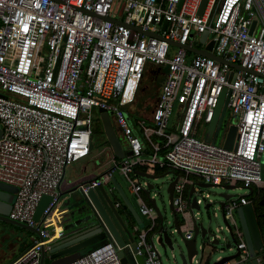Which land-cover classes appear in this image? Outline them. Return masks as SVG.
Listing matches in <instances>:
<instances>
[{
    "label": "built area",
    "instance_id": "1",
    "mask_svg": "<svg viewBox=\"0 0 264 264\" xmlns=\"http://www.w3.org/2000/svg\"><path fill=\"white\" fill-rule=\"evenodd\" d=\"M202 1L0 0V183L17 189L8 218L38 232L9 264H41L66 168L91 153L95 110L110 115L131 155L112 158L101 178L79 188L104 184L115 193L110 182L115 172L129 185L147 221L135 239L143 264L162 262L152 233L158 218L142 197L145 183L135 177V167L177 173V217L189 210L190 178L248 190L263 184L264 0H206L199 14ZM118 3L122 17L113 12ZM182 46L210 47L224 63ZM148 71L164 79L151 111L143 114L135 109ZM223 91L236 127L230 150L197 138L200 126L211 124ZM173 104L178 109L170 126ZM159 143L169 148L163 158ZM144 145L152 150L147 160ZM43 197L50 201L36 222ZM248 203L244 197L229 199L222 208L243 256L237 264L248 253L234 213ZM183 235L192 237L190 231ZM69 264H120V259L106 243Z\"/></svg>",
    "mask_w": 264,
    "mask_h": 264
},
{
    "label": "water",
    "instance_id": "2",
    "mask_svg": "<svg viewBox=\"0 0 264 264\" xmlns=\"http://www.w3.org/2000/svg\"><path fill=\"white\" fill-rule=\"evenodd\" d=\"M205 3L206 0H203L199 14L202 13ZM253 26L254 24L252 25V29ZM145 35L152 36L150 33H145ZM206 38L207 34L205 33L202 35L200 43H203ZM171 44L181 47L176 43ZM210 47L207 51H198L193 48L182 46V48L186 49L189 53H195L217 62L224 63L222 59L215 57L210 52ZM230 67L237 70L240 68L237 65H230ZM229 80H231V75ZM226 102V92L223 91L215 110L213 120L208 127L209 138L205 139L206 142L215 144V134L219 130L224 115L227 112ZM98 114L99 121L102 125L103 132L108 144L110 145L112 153L119 159L123 158L124 156H130V152L125 153L127 148L122 146L116 134L117 130L110 119V115L102 110H98ZM1 136L2 132L0 131V138ZM235 136L236 127L233 124L227 130L226 138L223 144L224 148L228 150L232 149L234 146ZM169 174L174 175L172 172H167L165 174L156 176L146 172L135 171L136 176L147 181L158 180ZM177 180V177H175L169 183L167 187V195L169 210L173 218V229L175 230V233L181 237L180 241L182 245L173 240L171 234L168 233L167 228L164 225L163 216L157 208L155 200L150 198V191L154 189V186L146 182L145 188L143 189V193L146 195L147 201L154 209L159 221V228L155 232V234L158 236L157 242L155 244L156 248L159 246L164 252L170 251L173 260L175 259V252H177L180 264H193L199 253L196 246V240L200 235L202 239L206 237H211L212 239L211 246L213 247V250L205 258H203L205 260V264H232L233 262L240 260L239 257L241 254L239 250L229 256L215 257L217 253L221 254L223 252L222 249L219 251H216L215 249V247L219 244V236L210 234L209 230L205 229L202 222H199V220L194 215V211L200 210V203L195 196L197 192L194 184L190 185V190L188 193V212L190 213V222L185 219L186 225H188V223L191 224V230L193 234L190 240L185 239L184 235L181 233L179 219L173 210V194ZM110 182L115 187L120 200L131 214L136 226L140 229H143V227L147 225V221L140 214L134 197L131 195L129 188L125 185L117 172L114 173ZM207 187H221L226 191L234 190L236 188L235 186L231 185H204V188ZM16 193L17 189L15 187L0 183V221L16 226L29 233L38 235L36 229L16 223L8 218V214L12 205L11 199ZM219 197L222 199V202L219 204V206L223 223L226 226L231 239V243L227 242L224 246V249L231 250V245H234L237 248L238 238L233 234L232 228L229 226L227 220L224 217L222 208L224 203L233 196L228 194H220ZM49 201L50 199L48 197H43L40 201L35 213L36 222H39L42 212ZM61 205H63V207L70 205L72 213L66 220L68 223L61 227L62 229L60 228L54 230L55 226H53V223H50V225L47 227V230L49 231L51 229L53 230V233L49 232L50 238L46 241V248H44L42 251L41 264H69L70 262L77 260L80 254L85 252L88 253L106 243L111 244L115 248L117 256L120 259V264H143V258L135 255V239L137 231L134 233L129 228L128 223L119 213V210L115 208V203L111 199L104 184L93 188L88 187L85 192L79 188V186L74 187L65 194ZM209 208L210 204L205 205L206 211H208ZM234 217L241 234V240H243L245 243L248 253L243 264H264V230L263 228L259 227V220L264 219V213L260 214L256 211L251 203H248L245 206L239 207L235 211ZM52 218L53 217L50 219ZM219 229L221 230V228ZM223 240L226 241V239ZM152 244H154L153 240ZM159 258L161 259L160 253Z\"/></svg>",
    "mask_w": 264,
    "mask_h": 264
},
{
    "label": "rangeland",
    "instance_id": "3",
    "mask_svg": "<svg viewBox=\"0 0 264 264\" xmlns=\"http://www.w3.org/2000/svg\"><path fill=\"white\" fill-rule=\"evenodd\" d=\"M113 12L114 15H116L117 17H122L123 5L119 3L118 5H115ZM162 73L164 75L165 71L163 70ZM163 75L159 76L155 80V77L152 75L151 71H148L146 73L144 81L140 87L141 89H139L137 94L138 105L135 109L136 112L141 111L143 114H148L151 111L158 95V92L160 90L162 81L164 79ZM145 107H148V109L144 110ZM177 109L178 106L176 104H173L172 116L170 117L169 123L170 126H173L175 124V121H173V117ZM94 116L95 119L92 123L93 135L91 141V153L86 159L74 163L66 168L65 177L63 179L64 183H71L72 179H78L79 181L84 182L88 181L90 180L91 176L99 175V172H105V170L111 167V159L113 157L110 155V150L106 143V137L103 132L102 125L99 121L98 110L94 111ZM234 123V119L230 118L229 112L227 111L224 115L219 130L215 134L216 146H222L224 144L223 141L226 137L227 130ZM116 134L122 146L125 147L120 134L118 132ZM197 138L200 140L209 138L208 129L206 128V126H200ZM142 159L147 160L149 159V156L144 155ZM146 168L148 169L147 171L150 174H153L155 172V169L151 166H146ZM261 177L262 183H264V156L261 160ZM174 178V175L169 174L158 180L147 181L140 179V181L141 183L148 182L154 186V189L150 191V198L155 200L156 206L163 216L164 225L167 228L168 233L171 234L173 240H175L178 244L182 245L180 241L181 237L178 236L175 233V230L173 229V218L168 205L167 187ZM194 185L197 192L195 196L200 203V210L194 211V215L199 220V222H202L204 228L209 230L210 234L214 236H219V244L215 247V249L216 251L222 249L223 252L221 254L217 253L215 257H224L234 254L237 251V248L234 245H231V250L224 249V246L227 242L231 243V239L226 229V226L223 223V218L219 206V204L222 202V199L219 197V195H232L233 197L231 199L236 200L240 197L248 195L249 190L239 187V184L234 185L236 186V188L234 190L229 191H226L221 187L204 188V185L207 184L200 181H195ZM127 186L129 185L127 184ZM109 195L114 199H117L119 197L117 192H109ZM207 204H210V208L208 211L205 210V205ZM178 219L180 221L181 233L183 235V232L187 228V225L185 224V219L190 222V213L187 211L184 216L179 215ZM188 226L190 229H192L191 224L188 223ZM17 228L16 226L0 221V264H8L10 260L19 253V250L22 251L25 246L31 244L32 234ZM219 228H221V230ZM132 230L134 232V229ZM223 239H226V241ZM211 241V237H206L204 239H202L200 235L197 237L196 246L198 248L199 253L193 264H205V260L203 258H205L213 250V247L211 246ZM182 249L184 250L183 247ZM157 250L160 253L162 264H180L177 252H175V259L173 260L170 251L164 252L159 246H157ZM240 258H243V256L240 255L239 259Z\"/></svg>",
    "mask_w": 264,
    "mask_h": 264
},
{
    "label": "trees",
    "instance_id": "4",
    "mask_svg": "<svg viewBox=\"0 0 264 264\" xmlns=\"http://www.w3.org/2000/svg\"><path fill=\"white\" fill-rule=\"evenodd\" d=\"M145 109H148V107H145ZM92 135H93V132H92ZM106 143L109 147V150H110V155L113 157V159L115 160H119L118 157H116L113 153H112V150L110 148V145L108 144L107 140H106ZM160 145V152H159V157L160 158H163L164 155L168 152L169 148H163V143H159ZM144 155L146 156H151L152 154V150L151 148L148 146V145H144ZM135 171H140V172H147V168L145 167H135L134 169ZM167 172H172L174 173V175H177V173L175 171H172L170 169H157L155 168V172L153 173V175H156V176H159L162 175V174H165ZM136 178L140 179L138 176L135 175ZM191 180V179H190ZM261 192H262V188H256V187H251L249 189V194L244 196V198L253 205V207L256 209L257 212H259L260 214H263L264 213V206H259L257 205L258 201L261 200ZM188 194V192L186 193V195ZM142 197L143 199L148 203L147 201V198H146V195L142 192ZM119 202L121 203V207L119 209V213L122 215V217H124L125 221L128 223V225L130 227H134L136 226L135 224V221L133 220L131 214L129 213V211L127 210V208L125 207V205L123 204V202L121 200H119ZM179 225H180V221H179ZM259 227L260 228H263L264 230V219H260L259 220ZM17 228V227H16ZM144 228V227H143ZM159 228V221L157 220V226L156 228L153 230L152 233H155ZM17 229H20V228H17ZM22 231H24L23 229H20ZM26 246L24 247V249L22 251L19 250V253L17 254L18 256L25 250ZM17 255L15 256V258L17 257ZM14 260V258L12 259Z\"/></svg>",
    "mask_w": 264,
    "mask_h": 264
},
{
    "label": "crops",
    "instance_id": "5",
    "mask_svg": "<svg viewBox=\"0 0 264 264\" xmlns=\"http://www.w3.org/2000/svg\"><path fill=\"white\" fill-rule=\"evenodd\" d=\"M163 82V81H162ZM124 142V141H123ZM124 145H125V147H126V144H125V142H124ZM105 172H106V170H105ZM105 172H99L98 174L99 175H96V176H91L90 177V180H88V181H79L78 179H76V180H74V179H72L71 180V183H64V180H63V182L61 183V185H60V193L62 194V200L64 199V197H65V194L68 192V191H70L71 189H73L74 187H78V186H80V185H82V184H85V183H89V182H91V181H93V180H96V179H98L99 177H101V176H103V174L105 173ZM101 173V174H100ZM191 180H190V182L189 183H191V184H194V182L195 181H198L197 179H195V178H190ZM261 187H263L264 186V183L262 184V185H260ZM260 186H258V187H256V188H260ZM244 197V196H243ZM117 200H120V198L118 197L117 198ZM71 213H72V209L70 208V205H66V206H64L63 207V205H60L58 208H57V210H56V212H55V214L53 215V216H51V217H53L52 219H51V222L50 223H53V226H55V229L54 230H57V229H60L63 225H65L66 223H68L66 220L68 219V217L71 215ZM125 217V216H124ZM123 217V218H124ZM54 228V227H53ZM129 228L131 229H134V233L136 232V234L137 233H139L141 230H142V228L140 229V228H138L137 226H134V227H130L129 226ZM62 229V228H61ZM131 229V230H132ZM133 231V230H132ZM186 231H190L192 234H193V232H192V230L188 227V225H187V228H186V230L184 231V232H186ZM49 232L50 233H53V230H49ZM183 232V233H184ZM32 235H31V242H32V239H33V237H35V234H33V233H31ZM31 245V244H30ZM30 245H27L26 246V248L27 247H29ZM25 248V249H26ZM85 254H87V252H85V253H83V254H80V256L79 257H81V256H83V255H85ZM18 256V255H17ZM14 259H15V257H13ZM12 258V259H13ZM12 259L10 260V262L12 261ZM9 262V263H10ZM8 263V264H9ZM237 263H240V260H238L237 262H233L232 264H237Z\"/></svg>",
    "mask_w": 264,
    "mask_h": 264
},
{
    "label": "flooded vegetation",
    "instance_id": "6",
    "mask_svg": "<svg viewBox=\"0 0 264 264\" xmlns=\"http://www.w3.org/2000/svg\"><path fill=\"white\" fill-rule=\"evenodd\" d=\"M260 188H262V192H261V200L258 201L257 205H259V206H264V186H263V187L260 186ZM110 197H111V196H110ZM111 199H112L113 202L115 203V199L112 198V197H111ZM11 201H13V197H12Z\"/></svg>",
    "mask_w": 264,
    "mask_h": 264
}]
</instances>
